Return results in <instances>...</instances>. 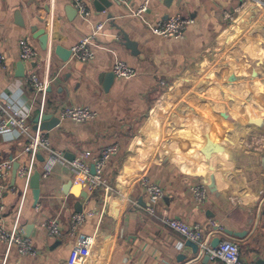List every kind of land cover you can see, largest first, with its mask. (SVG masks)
<instances>
[{"label": "crops", "instance_id": "obj_1", "mask_svg": "<svg viewBox=\"0 0 264 264\" xmlns=\"http://www.w3.org/2000/svg\"><path fill=\"white\" fill-rule=\"evenodd\" d=\"M84 1L88 18L73 0H0V50L6 55L0 65V105L12 103L28 112L32 131L38 114L60 118L55 128L42 130L52 150L34 157L25 152L26 135L14 128L0 131V162L13 163L2 189L0 226L23 233V226L32 223L31 238L40 250L23 255L0 242V264H197L193 261L198 257L203 264H222L205 258L201 245L195 254L188 239L146 210L150 205L170 217L201 223L205 232L217 221L223 230L210 237L209 245L226 237L225 228L247 230L238 240L242 256L264 264V205L259 206L264 151L246 145L254 134H264V0H249L241 12L237 8L244 0H148L145 17L151 22L175 14L195 19L182 39L153 33L117 0H106L111 5L105 7L100 0ZM145 2L131 0V6ZM227 13L233 19H226ZM100 22L104 28L95 39L92 60L83 62L71 54L64 62L55 52L57 44L71 50ZM43 30L49 34L47 49L39 38ZM21 39L35 47L36 57L21 58ZM116 60L128 63L137 75L110 78ZM30 71L48 80L45 92L33 87ZM211 97H219L225 107L213 110L207 100ZM247 102L258 109H239ZM65 105L89 106L98 116L87 122L62 119ZM174 107L186 111L176 115ZM188 107L202 119L185 117ZM159 121L158 133L166 131L160 133L165 148L155 150L150 136ZM109 144L118 146L104 170L114 190L81 184L87 196L66 193L68 183L73 188L80 184L70 164L74 156L90 150L93 162ZM54 152H62L63 159L52 160ZM31 162L42 172L36 205L30 182L26 186L19 172L13 176L15 164L20 169ZM147 181L164 189L157 202L146 192ZM199 183L208 189L200 207L190 188ZM233 196L244 203L235 205ZM78 202L84 212L94 214L70 234ZM56 216L65 230L62 238L49 235L43 225Z\"/></svg>", "mask_w": 264, "mask_h": 264}, {"label": "built area", "instance_id": "obj_2", "mask_svg": "<svg viewBox=\"0 0 264 264\" xmlns=\"http://www.w3.org/2000/svg\"><path fill=\"white\" fill-rule=\"evenodd\" d=\"M73 1L79 13L85 18H88L90 16V9L86 2L84 0ZM117 2L128 6L131 15L141 17L145 25H147L153 33L160 36L182 39L185 37L188 26L195 22L194 18L185 17L181 14H175L169 16L167 19H158L156 22H151L145 17V13L148 10V0L136 9L132 8L131 0H117ZM248 3L249 0H244V2L237 8V11L246 9ZM226 18L233 19V16L232 14L227 13ZM103 28L104 22L98 23L91 35L82 38L79 43L72 47V56L83 62L92 60L95 56V51L93 49L95 39L100 35ZM20 46L21 58L23 60H30L37 56L35 47L26 39H21ZM5 61L6 55L0 50V65L5 63ZM112 71L117 77L123 79H130L137 75V70L123 60H116L112 66ZM29 78L31 84L36 90L45 92L48 80L41 79L35 71H30ZM219 104L222 106L223 102H215L210 107L217 111ZM224 107L225 106L221 107L220 110ZM239 109L245 113H249L257 108L253 102H247L242 104ZM185 115L190 121L192 119L194 122L202 119L198 112H186ZM190 115H193V117L190 118ZM60 116L62 119L69 118L77 122H87L95 119L98 116V112L85 105H65L60 110ZM29 119L30 114L28 112L21 110L12 103L0 105V131L14 128L18 130L19 134L26 135L28 137V142L25 147V152L32 155V157L36 156L40 150H52L48 135L39 128L32 131V125ZM246 145L256 151H264V134H254L250 140L246 142ZM117 152L118 146L116 144H109L102 149L99 156L93 159V162H89V158L93 157L92 152L90 150L80 151L70 162L74 171V180L80 184L87 185L92 189L107 188L108 190H114L104 176V170ZM52 157V160H62L63 153L54 152ZM92 166H94L95 172H92ZM12 167L13 163L11 160L0 162V215L5 209L2 189L5 187V180L10 174ZM35 169L36 166L32 162L29 165L18 169L19 175L26 181V186L29 185ZM48 173L49 171L44 173V176ZM144 185L152 202H157L163 197L164 189L159 184L147 181ZM190 188L197 205L199 207L202 206L208 198L207 187L199 183L191 185ZM259 193V206L262 207L264 205V186ZM231 202L235 205L244 203L243 198L239 196L231 197ZM146 210L164 226L179 232L188 240L200 242L202 254L209 251L211 253L210 258L220 259L222 264H258L256 260L246 259L242 256L240 244L234 239L225 237L216 247H210L208 244L210 237L215 232L223 230V227L215 220L211 221L210 230L205 232L203 224H190L180 218L170 217L167 213H159L154 205H150ZM93 214V211L74 212L70 220V234H74L79 229L80 225L85 222L87 217H90ZM43 225L51 236L62 238L65 235V230L63 229V225L58 216L48 218L44 221ZM0 242H4L8 246H15L23 255L34 256L40 253V250L35 246L31 236H25L17 228L8 229L5 226H0ZM199 259L200 257L196 258L193 262L203 264L198 262Z\"/></svg>", "mask_w": 264, "mask_h": 264}, {"label": "water", "instance_id": "obj_3", "mask_svg": "<svg viewBox=\"0 0 264 264\" xmlns=\"http://www.w3.org/2000/svg\"><path fill=\"white\" fill-rule=\"evenodd\" d=\"M103 2V6L104 5H111V2H108L106 0H100ZM166 2H168L169 0H165ZM98 2V1H97ZM104 9V8H102ZM39 38L41 41V46L43 49H47L48 48V41H49V34L43 30L42 32L39 33ZM55 52L60 56V58L64 61L67 62L72 54V51L66 47H64L63 45L57 44L55 46ZM57 76V73L55 74ZM115 74L112 73V76L110 78H114ZM112 79H108L106 80L107 84L111 82ZM254 82H258V78H253ZM45 115L47 114H38L36 116V118L34 119V129L39 128L40 130H52L53 128H55L59 123H60V118L58 117H50V118H46ZM224 116L226 115L225 113L223 114ZM41 121V123H40ZM38 158H40L41 160H44L43 156L38 154ZM75 158V156H74ZM20 167V164H15L14 168H13V176L14 178L17 177V173H18V169ZM92 172H95V168L94 166H92ZM41 181H42V172L39 169H35L34 173L31 176L30 179V187L32 189V193H33V198H34V202L35 205L38 203L39 198H40V194H41ZM76 187L73 188V184L68 183L66 187H64V191L66 193H74L77 196L79 195H84L87 196V193L83 192V185L81 184H75ZM68 187V190L66 189ZM76 209L77 211H83V205L81 204V202H78L76 204ZM33 229L34 226L32 223H27L23 226V234L25 236H31L33 235ZM224 235L228 238L234 239V240H240L242 239L246 234H247V230H242V231H235L232 230L230 228H225L224 231ZM222 237H217L213 240V242L210 244L211 248L216 247L221 241H222ZM188 244L190 246H192L194 253L197 254L199 252L200 249V242H195L192 240L188 241ZM211 253L208 251L206 252L205 258H210ZM187 258V256H184L182 261L185 260ZM263 260H258V264H260V262Z\"/></svg>", "mask_w": 264, "mask_h": 264}, {"label": "rangeland", "instance_id": "obj_4", "mask_svg": "<svg viewBox=\"0 0 264 264\" xmlns=\"http://www.w3.org/2000/svg\"><path fill=\"white\" fill-rule=\"evenodd\" d=\"M245 10V9H244ZM241 11H243V10H240V11H238V12H241ZM231 14V13H230ZM233 16V15H232ZM226 19H228V18H226ZM225 73H226V75H228L229 74V70H225ZM233 74V73H232ZM228 76H230V75H228ZM236 76V75H235ZM234 79V78H233ZM207 100H208V105L209 106H211L212 104H214L215 102L216 103H220L221 102V99H219V97H216V98H214V97H211V98H207ZM224 106V102H223V105L222 106H220V104L218 105V108H217V111L216 112H219L220 111V108L221 107H223ZM256 106V105H255ZM257 107V106H256ZM189 109L187 110L189 113H191V112H196V110L193 108V107H188ZM181 109H184L185 111H186V108L184 107H174V109H173V112H174V114L177 112V111H181ZM258 109V108H257ZM195 110V111H194ZM256 110V109H255ZM254 110V111H255ZM180 114V112H177V114L176 115H179ZM195 115V114H194ZM193 117V115H190V118H192ZM191 121H193L192 119H191ZM162 122V121H161ZM155 126V125H154ZM156 128L152 131V134H151V136H150V144H151V146H152V148L153 149H155V150H162L163 148H165V145L164 144H161V141H160V139L162 138V136H161V134H163V133H166V131H165V128H164V130H163V133H161V132H159L158 133V129L160 128V121L158 122V124L155 126ZM156 131V132H155ZM161 133V134H160ZM158 134H160V135H158ZM167 140V139H166ZM166 140L164 141V142H166Z\"/></svg>", "mask_w": 264, "mask_h": 264}]
</instances>
